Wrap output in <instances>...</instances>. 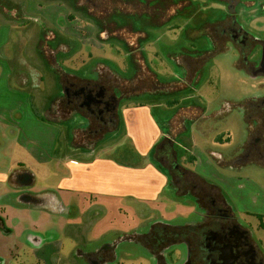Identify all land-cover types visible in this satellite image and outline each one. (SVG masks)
<instances>
[{"label":"rangeland","instance_id":"rangeland-1","mask_svg":"<svg viewBox=\"0 0 264 264\" xmlns=\"http://www.w3.org/2000/svg\"><path fill=\"white\" fill-rule=\"evenodd\" d=\"M118 1L140 6V0H104L105 5L92 8L94 14H90L87 10L92 7L89 0H62L79 22L92 25L94 38L103 44V48L84 47L80 51L79 45L69 43L68 53L56 58L51 52V59L64 75L77 74L78 78L85 79L67 76L71 81L90 80L113 89L117 98L116 126L119 119L123 120L122 111L126 107L143 105L150 112L152 131H163L164 135L170 136L173 131L168 132L171 118L176 112L183 117L184 108L189 107L185 110L187 120L178 124L180 132L172 144L174 154L163 161L164 166L161 165L168 176V187L156 197H97L94 202L90 197H84V217L77 219L75 213L81 208L80 197L62 196L56 189L60 179V157L62 151L69 148L70 139L73 137L75 145L99 149L97 151L109 147L120 151L130 142L125 138L123 123L114 131L109 127L100 131L96 119L85 109L77 106L65 109L61 105L59 108L68 111L62 118L68 119L57 122L58 125L55 123L60 138L53 155L55 160L46 166L45 173L43 169L40 173L31 171L35 175L32 174L30 184L0 178V264H89L86 255L96 253L106 244L115 245L112 250L115 259L105 264H182L186 256L182 245L168 247L162 244L157 249L162 258L156 263L141 237L158 224L176 227L197 220L194 197L187 196L202 192L194 187L198 181L185 170L200 172L206 177L212 174L215 180H221L233 190L230 193L235 197L219 191L234 206L238 218L250 225L253 237L261 240L260 247L264 251V216L250 214H264V173L247 160L246 164L250 165L241 167L230 162L247 151L246 145L255 136L254 122L249 123L246 117L251 119L254 99L264 95V78H254L241 69L240 57L229 43L212 41L208 37L220 30L217 24L220 12L214 3L209 4L213 0H153L145 14L116 11L113 4ZM176 6L180 12L176 11L172 16ZM259 10L260 13H256V9H250L246 13L247 22H244L243 11L238 13L237 19L244 30L264 40V7ZM41 28L37 24L35 40L30 43L25 59L38 67L43 78V83L31 91L38 101L61 94L53 84L60 73L50 68L47 59L34 49L37 40L42 39ZM109 35L139 36L138 53L147 72L138 73L136 57L129 54V48L122 40ZM45 36L57 39V35ZM43 48L52 49L47 41L39 45V49ZM154 103L160 105L151 107ZM193 105L202 108L203 112L197 115V107L190 110ZM261 108L264 111V106ZM15 138V133H6L0 138V174L14 166L9 160ZM193 153L199 157L205 155L208 164L194 168L189 161ZM134 160L141 164L137 157ZM173 165H177L183 174L173 170ZM21 166L24 172H30ZM173 175L177 183L175 189L186 196L175 195L171 184ZM205 189L215 196L221 194L218 189ZM41 192L40 195L53 197H31L30 201H20L21 194ZM32 238L41 239L42 244L34 247Z\"/></svg>","mask_w":264,"mask_h":264},{"label":"crops","instance_id":"crops-1","mask_svg":"<svg viewBox=\"0 0 264 264\" xmlns=\"http://www.w3.org/2000/svg\"><path fill=\"white\" fill-rule=\"evenodd\" d=\"M37 24L43 27L40 35L44 40L38 39L34 49L42 58L47 59L51 65L48 66L54 70L58 67L52 60L53 56L59 58V54L63 57V53H68L69 43L79 45L80 51L84 47L92 50L103 48V44L94 38L92 25L79 22L62 0H0V138L6 133H15L9 161L14 166L23 165L28 168L31 176L33 171L40 173L41 169L44 174L46 166L55 160L53 155L60 138L55 123L68 119L62 118L68 111L59 108L64 105L68 109L65 98L69 80L67 76L85 80L78 78L77 74L64 75L62 70L57 69L60 77L53 84L60 89L61 94L40 101L33 97L31 91L43 83V78L38 67L25 59L28 58L30 43L35 40L33 35H36ZM45 35H57V39ZM45 41L52 49H39V45ZM63 70L73 73L68 68ZM158 105L154 103L150 106ZM122 115L123 120L119 119V125H125V138L130 143L125 144L127 147H123L121 152L115 151L113 147L97 151L99 149L75 145L73 137L68 143L69 153L62 151L61 165L58 167L60 179L56 189L62 196L80 197L81 208L75 213L77 219L84 217V197H90L93 202L97 201V197H156L164 187H168L165 170L152 158L155 145L166 136L165 133L152 131L154 126L150 124V112L143 105L126 107ZM169 119L165 121L166 124ZM5 129L9 131H1ZM192 155L190 162L194 168L198 169L209 162L205 155ZM135 157L141 164H136ZM14 166H9L5 174H0L1 180H8L10 173L15 170ZM195 173L207 182L219 183V187H223H220L221 191L235 197V194L230 193L233 190L221 180H215L212 174H208L209 178L200 172ZM40 194L43 192L21 194L19 197L20 201H30L31 197H53ZM242 211H246L245 208ZM31 241L34 247L42 244L39 238H32Z\"/></svg>","mask_w":264,"mask_h":264},{"label":"flooded vegetation","instance_id":"flooded-vegetation-1","mask_svg":"<svg viewBox=\"0 0 264 264\" xmlns=\"http://www.w3.org/2000/svg\"><path fill=\"white\" fill-rule=\"evenodd\" d=\"M152 1L140 0L139 9L143 12L142 14L149 11L147 8L151 6ZM261 1L264 0H213L209 3H214L215 9L220 12L217 14L220 30L211 33L208 37L212 41L229 43L232 50L240 57V68L249 72L254 78H264V40L253 36L249 30H244L238 22L237 15L243 11L244 22H247L249 19L246 13L250 9H256V13H260L259 9L264 7ZM209 7L212 6L209 5ZM175 9L172 16L176 11L180 12L179 7L176 6ZM191 66L194 68L193 64ZM111 90L100 82L87 80L81 83L68 80L65 89L66 105L85 109L90 117L96 119L100 131L105 127L115 129L118 126H116L117 98ZM254 100L255 107L251 116L256 118L254 121L256 131H253L255 136L252 142L246 145L247 151L244 150L230 162L238 167L252 164L258 171L264 173V111L261 108L264 106V95ZM163 158L162 161H165L169 155L164 154ZM246 160L250 164H246L248 163L245 162ZM173 170L179 175L183 174V172L180 173L181 170L177 165H173ZM216 186L218 191L221 190L218 185ZM194 187L202 193L199 195L192 193L187 197H194L195 207L198 208L197 220L189 225L176 226L175 230L166 231L161 226L150 241L146 239L144 246L151 252L155 262L157 263L156 260L162 256L149 245L159 249L154 245L160 247L166 244L168 247L169 245L184 247L186 256L182 264H264L261 240L253 237L250 225L238 218L233 211L234 206L229 204L226 196L221 191H219L221 194L213 195L211 190L205 189L206 187L201 186L199 182H196ZM175 195L184 197L187 194ZM250 214L255 217L264 216V214Z\"/></svg>","mask_w":264,"mask_h":264},{"label":"trees","instance_id":"trees-1","mask_svg":"<svg viewBox=\"0 0 264 264\" xmlns=\"http://www.w3.org/2000/svg\"><path fill=\"white\" fill-rule=\"evenodd\" d=\"M146 1H150V0H146ZM90 4H91V8H87L88 12L90 14H94L93 13V9L92 8H95V7H100V6H103V4L105 5L104 3V0H89ZM110 2V1H109ZM113 6H115V10L116 11H119V12H123V13H127V14H142L143 12L140 11L139 7H134L132 5H130V2H122V1H118L116 3L113 4ZM109 8V7H108ZM110 9V8H109ZM111 36H114L116 39L118 40H122L125 44H126V47L129 48L127 49L129 54L130 55H134L135 58V62H136V65H137V72L140 73V72H144L146 71V67L144 66L143 64V60H142V56L138 53V49H139V46H138V38L139 36L137 35H109L108 37H111ZM128 37V38H127ZM139 57V58H138ZM138 58V59H137ZM141 67H142V71H141ZM147 72V71H146ZM77 81V80H75ZM174 106L176 105V102L173 103ZM195 105L192 106V108H190V110H192L193 108H196V111L198 112L197 115H200L203 111L202 108L196 106L194 107ZM185 110H189V107L188 109L187 108H184V115L182 117V114L181 113H175L173 115V117L171 118L170 122L168 123L169 124V131H171V135L169 136H165L157 145H155L154 149H153V152H152V158L153 160L156 161V163H158L160 166H164V163H163V155H173L174 154V151L172 149V144H173V141L174 139L176 138V136L178 135V133L180 132L179 131V126L178 124L181 122H183V119L184 121L187 120V117L185 115ZM200 110V111H199ZM246 120L251 123V122H254L256 120L255 117H252L251 116V119L247 116L246 117ZM113 130V129H112ZM170 145V146H167V145ZM190 161V159H189ZM26 171V170H25ZM186 173H188L189 175H192L198 182L201 186H205L206 188L209 187V188H217L218 187L214 184L212 185L211 183L207 182L206 180H204L202 177H200L199 175H197L193 170H185ZM8 180H10V182L12 183H31L32 182V177L31 175L27 172H24L23 169H22V166L19 165L17 169H15V171H13L12 173H10L9 175V178ZM172 187L174 188V191H175V194H178V195H183L185 194L184 192H179L176 188V177L175 175L172 176ZM163 227L166 231H169L170 229H173L175 230L176 227H171V226H166V225H155L154 227H151V230H150V233L142 236L141 237V241L144 239V245L146 244V239L147 240H151V238L154 237V234L157 233V230L159 227ZM160 230V229H159ZM153 240V239H152ZM154 245V243H152ZM115 245H103L102 248L98 251H96V253H91V254H88L86 255L85 259L88 261L89 264H105L106 262L108 261H112L115 259V255L112 253V250H113V247ZM156 246L157 248H160L158 247L157 245H154ZM150 248H153L154 250H157L156 248H154L152 245H149Z\"/></svg>","mask_w":264,"mask_h":264},{"label":"water","instance_id":"water-1","mask_svg":"<svg viewBox=\"0 0 264 264\" xmlns=\"http://www.w3.org/2000/svg\"><path fill=\"white\" fill-rule=\"evenodd\" d=\"M264 45V44H263Z\"/></svg>","mask_w":264,"mask_h":264}]
</instances>
